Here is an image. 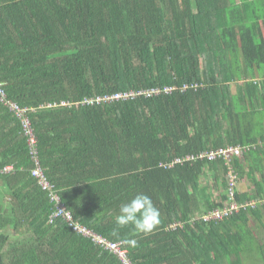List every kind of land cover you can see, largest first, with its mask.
<instances>
[{"label": "trees", "instance_id": "obj_1", "mask_svg": "<svg viewBox=\"0 0 264 264\" xmlns=\"http://www.w3.org/2000/svg\"><path fill=\"white\" fill-rule=\"evenodd\" d=\"M0 83L36 140L0 99V264H122L50 218L34 148L74 219L133 264H244L256 250L264 264V0H0ZM116 92L133 94L97 101ZM236 145L244 206L206 220L230 181L225 159L199 154ZM245 175L254 190L240 191ZM137 193L161 214L147 236L115 223Z\"/></svg>", "mask_w": 264, "mask_h": 264}, {"label": "built area", "instance_id": "obj_2", "mask_svg": "<svg viewBox=\"0 0 264 264\" xmlns=\"http://www.w3.org/2000/svg\"><path fill=\"white\" fill-rule=\"evenodd\" d=\"M173 88L167 87L164 89L165 91H170ZM158 90H149L147 91V95L151 93H156ZM133 92H116L110 95H104V96H98L97 101L101 100H114V99H120V98H126L129 95H132ZM6 98V94L2 88V84L0 83V99L3 100ZM5 104L9 107L11 111L15 113V115L20 119L22 128L25 132V134L28 136V141L29 145L31 147L35 146L36 140L34 138V134L32 131V128L30 126L29 119L26 114L27 108H21L16 102L10 100V99H5ZM246 150V149H245ZM33 153V160L35 162V168L32 170V175L35 176L38 180L39 183L42 187L43 190L48 191L50 199L55 201V210L52 212L50 215V218L53 219L55 217H62L64 218L68 225L72 227L73 230L76 232L92 238L94 242L97 244L101 245V247L115 253L117 257L121 260L122 264H133L131 260L128 258V252L127 249L122 246V241H111L107 240L103 236L97 235L95 232L90 230L88 227L85 225L80 224L78 221H76L73 217V215L67 210L65 205L60 201L58 194H56L53 190H51V185L47 181L46 177L43 174V171L39 167L38 163V157L36 149L31 150ZM243 153V147L240 145L236 146H227L223 148H218L216 150H208L205 152H202L199 154V157L207 158L210 160H214L215 158L222 157L223 159L226 160L225 164L227 165V176L229 177L230 181V188L228 189V198L229 200L224 201L222 207H217L208 214H204V219L209 220L211 218H219L222 217L223 215L229 214L232 211H237L241 206H244L243 204H238L235 200L234 197V191H233V186L236 183V178L238 176V173L236 169L231 165L232 158L233 156H241ZM187 158H193V156H187ZM10 166H6L2 171H8L10 170ZM247 204H252V202L246 203Z\"/></svg>", "mask_w": 264, "mask_h": 264}, {"label": "clouds", "instance_id": "obj_3", "mask_svg": "<svg viewBox=\"0 0 264 264\" xmlns=\"http://www.w3.org/2000/svg\"><path fill=\"white\" fill-rule=\"evenodd\" d=\"M160 215L159 209L154 205L149 195L137 193L128 202L120 206L115 223L119 228L131 226L135 234L147 236L154 233L160 226ZM126 243L131 247L136 246L135 239H129Z\"/></svg>", "mask_w": 264, "mask_h": 264}, {"label": "crops", "instance_id": "obj_4", "mask_svg": "<svg viewBox=\"0 0 264 264\" xmlns=\"http://www.w3.org/2000/svg\"><path fill=\"white\" fill-rule=\"evenodd\" d=\"M259 176H260V173H257V175L255 176V178L256 177L259 178ZM242 181H243V183H245L247 185H245V187L242 190H240L241 192H245V191H247L249 189L250 190L251 189L254 190L255 183L253 182V178L252 177H250L249 175H245L241 179L240 183ZM255 222L257 223V226L256 227L260 226V227H258V229H259V233H260V231H262V234L261 235L259 234V236L257 234H254L255 235L254 238H255L257 244H264V219L262 220V223L260 225H258V222L256 220H255ZM254 252H259V250H256V251H253V252L250 251L249 253H247V256L244 258V261H245L244 264H255L253 262V259H254V256H255V253ZM256 264H261V263L257 260Z\"/></svg>", "mask_w": 264, "mask_h": 264}, {"label": "rangeland", "instance_id": "obj_5", "mask_svg": "<svg viewBox=\"0 0 264 264\" xmlns=\"http://www.w3.org/2000/svg\"><path fill=\"white\" fill-rule=\"evenodd\" d=\"M232 91H233V93L236 92V87H235L234 84L232 85ZM245 185H247V184L243 183V181H242L241 183H239V188H240V190H242V189L245 187ZM200 217H201V215H199L197 218H200ZM197 218H196V219H197Z\"/></svg>", "mask_w": 264, "mask_h": 264}]
</instances>
